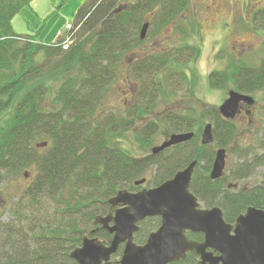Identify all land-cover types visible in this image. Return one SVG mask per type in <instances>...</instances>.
<instances>
[{"label":"trees","instance_id":"1","mask_svg":"<svg viewBox=\"0 0 264 264\" xmlns=\"http://www.w3.org/2000/svg\"><path fill=\"white\" fill-rule=\"evenodd\" d=\"M31 1L0 0V116L11 112L0 126V189L7 177L26 169L29 175L7 221L1 219L0 209V264H76L69 254L84 236L104 243L111 239L95 219L112 212L109 200L117 192H137L139 185L134 182L145 179L148 171L151 177L145 182L150 188L158 186L193 161L189 191L204 208L219 207L227 223L249 206L264 210V183L238 187L256 168H264V142L259 144L262 153L244 159L218 179L209 177L212 145L226 148L236 137L234 122L222 118L216 107L195 114L184 110L167 114L164 120L173 133L194 135L157 154L139 157L118 144L117 135L132 129L154 97L171 98L176 88L187 83L185 66L198 56V47L189 41L196 30L193 25L168 49L143 56L136 52L131 63L132 54H127L144 42L139 31L145 22L149 37L166 31L190 0H85L64 31L66 47L58 36L47 44L12 32V18ZM258 17L264 29V13L253 21ZM124 67L136 85L127 112L119 118L114 113L102 116L103 96ZM58 71L63 74L52 106L46 108L47 85L41 80ZM230 82L241 93L264 91V55L256 66L231 59L223 70L207 75L211 89ZM205 118L212 125L209 145H201L199 138ZM156 129L151 121L135 137L149 143ZM43 142L46 146L36 147ZM159 224L157 216L140 221L134 242L143 244ZM186 235L203 240L200 233ZM122 247L109 264H116ZM170 264H198V256L188 252Z\"/></svg>","mask_w":264,"mask_h":264},{"label":"rangeland","instance_id":"2","mask_svg":"<svg viewBox=\"0 0 264 264\" xmlns=\"http://www.w3.org/2000/svg\"><path fill=\"white\" fill-rule=\"evenodd\" d=\"M85 0H32L23 6L11 20V30L19 36H26L36 42L52 43L56 40H65V24L72 23L76 10ZM264 13V0H190L187 9L178 16L166 31L157 32L154 36L146 34L144 42L127 54L132 56L140 53L141 56L158 53L178 44V39L190 25L196 27L190 37V42L198 47L197 58L185 66L187 83L176 88L171 98L154 97L151 107L146 106L147 113L135 118L132 129L120 132L117 135L118 144L136 156H143L151 152V148L160 145L173 133L170 125L164 120L167 114H179L190 111L195 114L207 107H218L230 90H235L232 82L221 89L213 90L207 84V75L213 70H223L227 62L235 59L249 66H256L264 55V29L259 27V17ZM149 14H145L148 19ZM256 24V29L253 28ZM170 34V35H169ZM134 52V53H133ZM137 52V53H136ZM39 58V57H38ZM40 59V58H39ZM163 71V73H165ZM63 72H56L43 78L47 85L43 103L51 108L52 95L55 93ZM128 71L124 67L122 72L111 83L103 96L100 107L102 116L114 113L119 118L125 116L131 102V91L135 92V82L127 77ZM254 104L251 113L246 118L241 116L232 120L236 126V137L225 149V167L223 174L230 168L237 167L244 159H250L255 153H262L259 147L264 142L263 118L261 106L264 91L250 95ZM145 101V100H143ZM147 103V101H145ZM150 104V103H149ZM197 110V111H196ZM10 110L0 116V126L10 117ZM155 122L157 129L147 142H139L135 135L137 130L149 122ZM204 126L209 122L203 119ZM203 126V127H204ZM216 150L218 147L212 145ZM28 170L21 171L15 176L7 177L6 183L0 189V209L2 220L10 218L9 211L20 190L29 182ZM151 171L145 174V179L139 185V190L150 188L146 179H150ZM264 183V168H256L247 178L238 182V187H252ZM236 189V188H235ZM200 207L204 208L200 203Z\"/></svg>","mask_w":264,"mask_h":264},{"label":"water","instance_id":"3","mask_svg":"<svg viewBox=\"0 0 264 264\" xmlns=\"http://www.w3.org/2000/svg\"><path fill=\"white\" fill-rule=\"evenodd\" d=\"M148 23L139 31L144 39ZM253 104L250 95L235 90L217 110L224 119H232L238 111L239 102ZM193 132L172 133L160 145L151 148L157 154L173 145L186 142ZM200 144L213 141L212 125L206 123L200 133ZM46 142L36 147L46 146ZM225 149L214 153L209 177L212 180L223 175ZM196 161L177 171L170 179L152 188L137 192L122 190L109 200L115 209L105 216H98L95 223L112 236L108 243L84 236L79 246L69 254L76 264H109L111 256L123 245L116 264H170L184 259L186 253L194 252L198 264H264V210L249 206L233 223H227L219 207L201 208L197 198L189 191ZM144 179L135 181L140 185ZM157 216L158 228L152 231L143 244L134 242L138 223L145 218ZM186 232L200 233L202 241H194Z\"/></svg>","mask_w":264,"mask_h":264},{"label":"flooded vegetation","instance_id":"4","mask_svg":"<svg viewBox=\"0 0 264 264\" xmlns=\"http://www.w3.org/2000/svg\"><path fill=\"white\" fill-rule=\"evenodd\" d=\"M213 90H216V89H213ZM236 91V90H235ZM238 92V91H237ZM239 93H241V92H239ZM242 94H246V93H242ZM247 95H251V94H247ZM227 97H228V95H227ZM226 97V98H227ZM226 98H224L223 100H222V102L226 99ZM253 104H254V100H253ZM253 104H251V105H248L247 103H245L244 101H241V102H239V104H238V111H237V113H236V115H235V117L234 118H232V119H226V120H234L236 117H242V118H246L247 116H249V114L251 113V108L250 107H252L253 106ZM113 208V210L115 209V207H112ZM112 210V211H113Z\"/></svg>","mask_w":264,"mask_h":264},{"label":"built area","instance_id":"5","mask_svg":"<svg viewBox=\"0 0 264 264\" xmlns=\"http://www.w3.org/2000/svg\"><path fill=\"white\" fill-rule=\"evenodd\" d=\"M66 27H67V28H70L69 25H67ZM68 43H69V40H68V38H67V39H65V41L63 42L64 47H66Z\"/></svg>","mask_w":264,"mask_h":264}]
</instances>
